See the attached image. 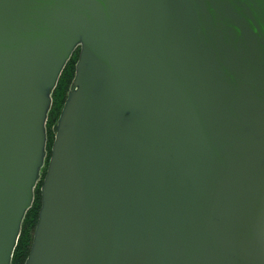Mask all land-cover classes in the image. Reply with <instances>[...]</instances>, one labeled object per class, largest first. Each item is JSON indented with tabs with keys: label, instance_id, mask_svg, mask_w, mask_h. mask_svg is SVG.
Returning <instances> with one entry per match:
<instances>
[{
	"label": "water",
	"instance_id": "obj_1",
	"mask_svg": "<svg viewBox=\"0 0 264 264\" xmlns=\"http://www.w3.org/2000/svg\"><path fill=\"white\" fill-rule=\"evenodd\" d=\"M264 264V0H0V264Z\"/></svg>",
	"mask_w": 264,
	"mask_h": 264
},
{
	"label": "trees",
	"instance_id": "obj_2",
	"mask_svg": "<svg viewBox=\"0 0 264 264\" xmlns=\"http://www.w3.org/2000/svg\"><path fill=\"white\" fill-rule=\"evenodd\" d=\"M78 48H76L69 60L66 62L63 70L61 71L54 90L51 94V106L47 114L45 131H46V145H45V160L44 165L40 170V179L36 183L33 190V200L30 208L26 211L24 218L20 225V232L13 249L10 264H23V261L29 251L33 228L36 222L37 213L40 205L39 187L43 178L47 159L49 157V148L52 142L53 134L51 127L54 125L56 118L61 109L62 103L65 99L66 92L69 88L71 79L73 77L74 63L77 59Z\"/></svg>",
	"mask_w": 264,
	"mask_h": 264
}]
</instances>
